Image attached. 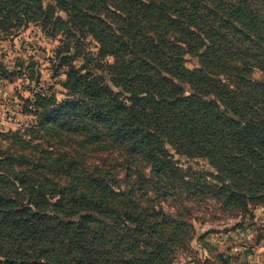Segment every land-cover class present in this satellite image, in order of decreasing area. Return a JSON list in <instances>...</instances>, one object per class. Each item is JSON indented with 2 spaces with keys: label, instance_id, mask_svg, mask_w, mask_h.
Listing matches in <instances>:
<instances>
[{
  "label": "trees",
  "instance_id": "16d2710c",
  "mask_svg": "<svg viewBox=\"0 0 264 264\" xmlns=\"http://www.w3.org/2000/svg\"><path fill=\"white\" fill-rule=\"evenodd\" d=\"M239 1L0 0V36L39 24L61 34L69 67L67 98L30 89L38 119L0 130V264H170L192 224L167 198L210 191L247 208L264 195V107L247 101L264 85L239 93L185 63L216 44L227 63L251 13ZM170 148L209 159L222 185L190 177Z\"/></svg>",
  "mask_w": 264,
  "mask_h": 264
},
{
  "label": "rangeland",
  "instance_id": "374dc122",
  "mask_svg": "<svg viewBox=\"0 0 264 264\" xmlns=\"http://www.w3.org/2000/svg\"><path fill=\"white\" fill-rule=\"evenodd\" d=\"M230 1L239 6V0ZM241 6L248 7L251 13L243 17L247 24L245 33L239 36V40H231L235 42L236 50L228 56L227 63L217 44L213 56L204 55L203 47L200 58L187 54L185 63L209 76L210 69L218 83H226L239 93L242 90L256 96L253 86L264 85V0H247L241 2ZM60 14L65 16L64 12ZM233 21L237 23L238 19L232 18ZM60 38L61 34L52 37L41 25L34 23L0 36V130L24 131L38 119L27 110L30 107L27 99L32 95L30 89H43L58 101L67 98L68 91L63 83L69 67L59 66L56 56ZM85 43L87 49L96 50L97 42L91 36ZM211 61L213 63L208 68ZM82 62V59L75 61L76 65ZM242 77L251 84H245ZM215 86L212 93L203 96L205 100L217 99L220 95L221 90L217 84ZM261 92L260 98H247L249 106L264 107V89ZM170 150L190 177L218 173L206 157H188L175 149ZM202 178L208 183L222 185L212 176ZM221 180L232 182L229 178ZM261 181L264 182V178ZM183 192L181 197L167 198L162 203L166 212L180 214L192 224L187 244L174 252L170 264H264V195L250 200L247 208H231L226 203L227 195L217 197L209 191L202 196H188L186 191Z\"/></svg>",
  "mask_w": 264,
  "mask_h": 264
}]
</instances>
